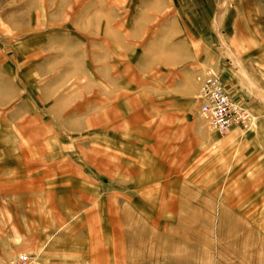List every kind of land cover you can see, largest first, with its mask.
I'll return each instance as SVG.
<instances>
[{
  "label": "rangeland",
  "instance_id": "obj_1",
  "mask_svg": "<svg viewBox=\"0 0 264 264\" xmlns=\"http://www.w3.org/2000/svg\"><path fill=\"white\" fill-rule=\"evenodd\" d=\"M201 2L264 66V0H0V264H264V170L150 89Z\"/></svg>",
  "mask_w": 264,
  "mask_h": 264
},
{
  "label": "crops",
  "instance_id": "obj_2",
  "mask_svg": "<svg viewBox=\"0 0 264 264\" xmlns=\"http://www.w3.org/2000/svg\"><path fill=\"white\" fill-rule=\"evenodd\" d=\"M197 10L196 14L175 21L176 33L170 38L182 44L177 56H183L185 60L179 61L168 72L156 75L150 89L156 91L157 86L160 88L156 82L167 75L168 81L164 83H168L169 104L177 106L180 99L189 101L196 97L199 89L196 78L204 68L212 66L218 70L226 93L232 100L246 104L256 118V124L254 130L247 134L235 128L220 136L217 131L208 129L207 147L216 150L218 163L234 162L239 168L249 166L255 174L264 170V66L253 60L258 57L256 50L246 49V44L252 41L246 24L238 32L236 25L241 23H237V18H226L224 12L220 13L219 6L213 3L201 2ZM172 24L174 22L170 21L171 27ZM172 31L173 28H169V33ZM224 59H229V62H222ZM184 78L190 82L187 87L182 84ZM198 119L206 126L199 116ZM187 165L188 161L185 168Z\"/></svg>",
  "mask_w": 264,
  "mask_h": 264
},
{
  "label": "built area",
  "instance_id": "obj_3",
  "mask_svg": "<svg viewBox=\"0 0 264 264\" xmlns=\"http://www.w3.org/2000/svg\"><path fill=\"white\" fill-rule=\"evenodd\" d=\"M198 83L197 112L211 130L225 134L231 129L247 131L252 127L253 117L243 104L226 93L218 73L209 69L198 78Z\"/></svg>",
  "mask_w": 264,
  "mask_h": 264
}]
</instances>
